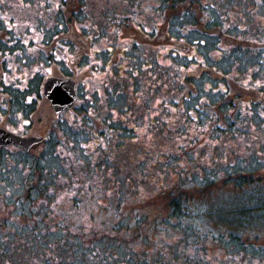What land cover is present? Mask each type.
Instances as JSON below:
<instances>
[{
	"label": "rangeland",
	"instance_id": "obj_1",
	"mask_svg": "<svg viewBox=\"0 0 264 264\" xmlns=\"http://www.w3.org/2000/svg\"><path fill=\"white\" fill-rule=\"evenodd\" d=\"M0 90V264H264V0H0Z\"/></svg>",
	"mask_w": 264,
	"mask_h": 264
},
{
	"label": "water",
	"instance_id": "obj_2",
	"mask_svg": "<svg viewBox=\"0 0 264 264\" xmlns=\"http://www.w3.org/2000/svg\"><path fill=\"white\" fill-rule=\"evenodd\" d=\"M43 94L50 101L55 112L65 111L73 107L77 98L76 82L71 77H48L43 84ZM34 140L37 139L21 138L11 132L0 129V144H7L13 141L28 148L29 144Z\"/></svg>",
	"mask_w": 264,
	"mask_h": 264
},
{
	"label": "flooded vegetation",
	"instance_id": "obj_3",
	"mask_svg": "<svg viewBox=\"0 0 264 264\" xmlns=\"http://www.w3.org/2000/svg\"><path fill=\"white\" fill-rule=\"evenodd\" d=\"M50 77H67V76H55V75H53V76H50ZM1 90H2V88H1ZM42 90H43V86H42ZM62 112H64V111H59V112H55V113L58 114V113H62ZM0 129L6 130L8 132H11L14 135L19 136L21 138H34V139H37V140L32 141L29 144L28 148H25L23 146V144H17V143H15L13 141L9 142L7 144H0V148L3 149V150H7L8 148L13 147L15 149V152L18 151L20 153L26 154V153L32 151L33 149L37 148L39 145L43 144L47 140V137L44 134H39V133H35V132H32V131L18 133V132H15V131L11 130V129H8L6 126H4L2 124H0ZM38 138H40V139L38 140Z\"/></svg>",
	"mask_w": 264,
	"mask_h": 264
},
{
	"label": "trees",
	"instance_id": "obj_4",
	"mask_svg": "<svg viewBox=\"0 0 264 264\" xmlns=\"http://www.w3.org/2000/svg\"><path fill=\"white\" fill-rule=\"evenodd\" d=\"M240 49L244 51V49L242 48ZM171 206H172L171 216L176 217L178 220L181 219L184 216V213L180 210L178 200H173L171 202ZM73 264H76V263L74 262Z\"/></svg>",
	"mask_w": 264,
	"mask_h": 264
}]
</instances>
